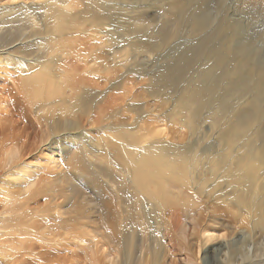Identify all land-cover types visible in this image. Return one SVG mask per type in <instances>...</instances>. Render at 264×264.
Masks as SVG:
<instances>
[{"label": "bare ground", "instance_id": "6f19581e", "mask_svg": "<svg viewBox=\"0 0 264 264\" xmlns=\"http://www.w3.org/2000/svg\"><path fill=\"white\" fill-rule=\"evenodd\" d=\"M122 1L0 0V74L10 80L1 107L9 114L0 117V264H177V253L183 264H264V0H152L172 24L199 35L196 58H203L193 67L195 55L183 53L156 73L146 70L149 50L172 34L125 36L145 26L146 11ZM108 30L117 36L102 53L84 38ZM42 45L36 56L28 52ZM92 72L109 88L124 74L147 75L149 91L171 101L169 117L199 136L188 140V132L158 124L96 137L101 149L91 152L78 144L82 134L67 148L41 139L62 154L49 155L61 168L43 178L26 159L35 137L26 134L27 114L39 124L44 106L68 103L84 120L64 117L50 131L86 132L94 108L93 120L108 117L84 75ZM67 83L75 100L53 86ZM133 100L122 90L116 103ZM205 121L218 130L213 140Z\"/></svg>", "mask_w": 264, "mask_h": 264}, {"label": "rangeland", "instance_id": "374dc122", "mask_svg": "<svg viewBox=\"0 0 264 264\" xmlns=\"http://www.w3.org/2000/svg\"><path fill=\"white\" fill-rule=\"evenodd\" d=\"M122 3H127L130 5L134 4L132 6H134V8L137 9L136 11H138V10L146 11V13L144 14L145 26L140 27L134 33H125V32H122L123 29H121L120 31L125 36H127V37L128 36H134L133 39H135V40L137 38L148 40L150 38L152 32L154 31V29H160V28L166 29L170 32V34H172L171 38L169 39V42L165 43L161 47V49L158 48V50H157V49L151 48V50H149V51H152V54H151V62L148 64V67L146 69L147 71H149L151 73H156L160 69H163V67L169 62V60L172 62V61L176 60L177 58L180 59V56H182L183 53L187 54L188 56H190V55L194 56L195 55L194 60H193L194 63H192L193 67H194V65H201L203 58H201V57L196 58V56L198 54V53H196V46L198 45V41H199L198 36L199 35H197L196 33L189 32L188 26H185V23H183L181 21L179 22V20L177 23L172 24L171 18L164 14V10L166 8L165 6L161 7L162 4L161 5L155 4L154 5V4H152V0H146V1L125 0V1H122ZM149 6H151V7H149ZM117 16L119 18H121V20L127 21L126 18L122 17L121 13L117 14ZM115 17H116L115 12L111 11V12L107 13V19L109 21L114 19ZM108 25L109 24L105 25V30H106V28L110 27V25L109 26ZM176 29H178V30L176 31ZM117 31H109L108 30L107 32H110L111 35H105L106 33H98V35L96 34L92 38H87V35L84 36V38H86V41L90 45H92L96 48H99L100 53H102L104 51L105 45L108 44L110 42V40H113L112 39L113 37L117 36ZM107 39H109V40H107ZM185 40H187V41H185ZM180 41H181V43H180ZM151 43H152V41H151ZM174 45H175V47H174ZM183 45H185V46L183 47ZM47 47H46V45L33 47L28 52H32V55L36 56L37 53H41L43 51V49L47 48ZM174 48H175L176 52H177V50H179V51L176 53L174 51ZM63 50H65V49H63ZM171 54H173L172 55L173 57L171 56ZM167 55H169V56H167ZM174 56L175 57L177 56V57L175 58ZM40 59H52V58L49 56H44V57H40ZM167 59H168V61H167ZM164 60L167 62H165ZM73 66H74V64H73ZM191 69H192V66L190 67V70ZM54 71H58V70L54 69ZM75 72L76 71H74V69H73V73H75ZM120 72L124 73V69H122ZM191 74L192 73H188V75H191ZM1 75L2 74H0V85H1L0 86V102H1L0 103V117H3L1 113H3V115H4L7 112V111H4L6 109V108L4 109V107H6V104L9 101V100L7 101L6 99H8V95L10 92V89H9L10 88L9 87L10 80H7L8 79V77H7L6 78L7 81H6L5 78L3 79V76H1ZM77 75H80V74L77 73L76 75H74L75 79H77L76 78ZM84 75H86V78L88 80L89 85L97 90V92H92L94 95L93 98H96L98 107L104 106L106 108L102 112V114L108 115V117H106L104 119L102 118L100 120H99V118L98 119L96 118L93 120L92 117H93L94 113L98 112V109L94 108V110L90 112V116H91L90 123L88 122V123L84 124L85 130H87L86 132L78 133L79 132L78 130H71L68 132H64L63 130H60V132L58 134H56L57 133L56 131L59 130L58 128H54L52 132L49 129V126L52 127L53 123H55L54 121H56L58 119L63 120L64 117H69V119L70 118H80L81 120H84L85 115L82 112L72 113V110H70L68 108V105H69L68 103H63V104L62 103H55V104H50V105L44 106L41 110V113H40V116H42V117L41 118L39 117L41 124L40 123L38 124L36 122L34 116H32V115L29 116L30 113L27 114L28 116L26 117V122H27L26 124H28V125L26 127H28V128L26 129L27 130L26 134L30 133L31 135H34L35 137L33 139L31 138V140L29 142L28 149H30V152H29V150H28V152L30 153V155L27 152L28 154L26 156L27 157L26 159H27V161L30 162V164L32 166L38 167L40 169L39 172L43 178H47L49 180H52L53 177L51 176V174L55 173L58 170L56 167H58V168H61V167L58 164H56L55 162H50L48 160L49 157L54 154V152H52L53 150H51L50 148H47L48 146L46 144H44L43 146L39 145L38 143L41 142V139L43 142L46 140L48 141V139L50 138V140H49L50 143L55 142V141H59L61 143L59 147H62L64 145V148H67L71 145L73 136H77V135L79 136L82 134V138L80 141H78V144H82V146L84 147V149L86 151L91 152L93 149V146L98 148V149H101V146L98 147L96 145H93L94 138H96V137L101 139V140H105L107 135L110 134L111 137H116V136H119V133L122 131L146 132L149 130H154V128L158 124L164 128L163 132H184V133L188 132V136H187L188 140H191L193 138H197L199 136L198 135L199 133L198 134L196 133L195 135H190L189 132H191V131L188 129L187 126L181 125L169 117V113L171 112V109H170L171 101L168 99L167 102H163V100L154 96L149 91L148 87L152 84H151L149 77L147 75L137 77L133 73L127 74V75L124 74L123 78L121 80H119V82H118V85H119L118 88H109V86L107 84L100 82L99 78L97 77L96 72H92L90 74H84ZM53 86L57 87V92H64L66 95H68L70 97V100L76 99L77 92H71L69 90L68 83L64 84V85L53 84ZM122 90H127V91L131 92V94L134 96L133 102L135 103V105H133L132 107H130L129 105L123 106V104L120 106L117 105L116 98H118L122 95ZM171 97H173V95H171ZM50 101H52V100L49 99L45 103H48ZM1 107L4 110H2ZM6 114H9V113L7 112ZM28 117H30V118H28ZM210 122L211 121L203 122V124L205 125L203 132H205L207 135H209L208 136L209 139L207 138V141L210 139L213 140V135H216V131L218 132V130H216L217 128H211L209 126ZM31 124L33 126H31ZM31 128H33V130ZM46 132L48 135L45 134ZM65 133L70 134L71 138L68 139V138L63 137V136H65L64 135ZM50 134H51V136H50ZM41 135H42V137H39ZM46 137H48V138H46ZM25 138H26V136L23 137V139H25ZM43 138L45 140H43ZM61 139H62V141H60ZM36 141H37V144H35ZM205 142H206V140L204 142L200 143L201 144L200 146H203L205 144ZM32 143H34V144H32ZM36 145L38 146V149H37ZM31 146H34V147L36 146L35 147L36 149H34ZM40 146H41V148H40ZM53 146H57V145H53ZM31 149H32V151H31ZM31 152H33V153H31ZM99 152H101V151L96 150V152H94V154L99 153ZM55 155H58L61 157L62 154L55 153L54 156ZM84 159H86V158L84 157ZM62 166H65V160H63V162H62ZM62 169H63V167H62ZM87 195H89V193H87ZM112 206L115 207V204L112 203ZM187 223H188V221H187ZM220 233H221V231H220ZM166 247H167V243H165V248ZM175 259L178 261L177 264L185 263V261H183L185 259V256L182 253H177L175 256ZM191 260H192V264H194V260L193 259H191ZM164 264H171V263L169 260H165Z\"/></svg>", "mask_w": 264, "mask_h": 264}]
</instances>
